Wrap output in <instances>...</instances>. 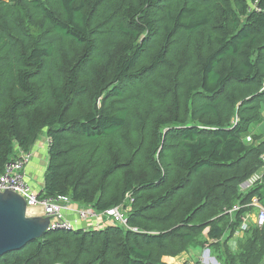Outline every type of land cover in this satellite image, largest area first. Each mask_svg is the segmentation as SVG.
<instances>
[{
	"label": "trees",
	"instance_id": "1",
	"mask_svg": "<svg viewBox=\"0 0 264 264\" xmlns=\"http://www.w3.org/2000/svg\"><path fill=\"white\" fill-rule=\"evenodd\" d=\"M41 137L39 197L126 224L49 231L0 264H264V226L229 246L264 205V0H0V174Z\"/></svg>",
	"mask_w": 264,
	"mask_h": 264
},
{
	"label": "built area",
	"instance_id": "2",
	"mask_svg": "<svg viewBox=\"0 0 264 264\" xmlns=\"http://www.w3.org/2000/svg\"><path fill=\"white\" fill-rule=\"evenodd\" d=\"M33 155L32 153H24L18 159L11 161L5 167L4 173L0 174V192L9 190L16 193L27 203L28 210L39 209L42 211V217H50V231H72L83 223L97 222V226L102 223H114L115 221L126 224L125 214L121 207L110 209L103 213H98L91 208L78 209L73 206V202L69 197H48L40 198V193L30 183L26 168L30 164ZM264 160V157H263ZM262 175L257 174L251 178L246 188L251 187L257 181L261 180ZM255 210L254 223L258 227L264 226V205L258 198H254L250 204ZM240 207L235 206L230 214L240 210ZM250 214L246 215L241 226L242 231L249 228ZM95 227V228H96ZM217 264L206 251L204 257L199 263L186 262V264Z\"/></svg>",
	"mask_w": 264,
	"mask_h": 264
},
{
	"label": "water",
	"instance_id": "3",
	"mask_svg": "<svg viewBox=\"0 0 264 264\" xmlns=\"http://www.w3.org/2000/svg\"><path fill=\"white\" fill-rule=\"evenodd\" d=\"M28 211L24 198L9 190L0 192V257L25 248L50 231V217L29 216Z\"/></svg>",
	"mask_w": 264,
	"mask_h": 264
},
{
	"label": "crops",
	"instance_id": "4",
	"mask_svg": "<svg viewBox=\"0 0 264 264\" xmlns=\"http://www.w3.org/2000/svg\"><path fill=\"white\" fill-rule=\"evenodd\" d=\"M48 139L47 137H43L39 140V142L34 146L32 152L33 159L30 162V164L26 168V174L30 181V183L35 187L36 191H38L40 194L44 187V174L48 165ZM47 161V162H46ZM264 173V167L261 171V174ZM243 189V187H242ZM76 208L78 209H85L84 207H81L75 203H73ZM32 215L34 217H42V211L39 209H32L31 210ZM255 211L250 214V222L255 221ZM83 227H96L97 222H91V223H83L81 224ZM244 231L240 230L238 233H236L235 237L230 241L229 246L232 249L237 248L238 241L243 238ZM206 248H194L190 249L188 253H184L176 258H168L165 259V262L168 264H185L186 262H195L199 263L201 258L204 257Z\"/></svg>",
	"mask_w": 264,
	"mask_h": 264
},
{
	"label": "clouds",
	"instance_id": "5",
	"mask_svg": "<svg viewBox=\"0 0 264 264\" xmlns=\"http://www.w3.org/2000/svg\"><path fill=\"white\" fill-rule=\"evenodd\" d=\"M246 183H248V182H246ZM245 184V183H244ZM247 185V184H246ZM242 187H243V189L245 188V189H247L246 188V186L245 185H242ZM209 249H205V251L207 252ZM209 254H210V256H211V253H210V250H209ZM216 262H217V260L213 257V256H211ZM186 264V263H185ZM217 264H218V262H217Z\"/></svg>",
	"mask_w": 264,
	"mask_h": 264
},
{
	"label": "rangeland",
	"instance_id": "6",
	"mask_svg": "<svg viewBox=\"0 0 264 264\" xmlns=\"http://www.w3.org/2000/svg\"><path fill=\"white\" fill-rule=\"evenodd\" d=\"M41 138H43V137H41ZM32 159H33V157H32ZM32 159H31V161H32ZM46 162H47V161H46ZM241 190L244 191V192H246V191H245V190H246L245 188H244V189L241 188ZM28 215H29V216H33L31 210L28 211ZM213 257H214V256H213ZM211 258H212V257H211Z\"/></svg>",
	"mask_w": 264,
	"mask_h": 264
}]
</instances>
